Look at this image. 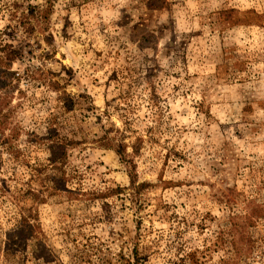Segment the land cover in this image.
Returning <instances> with one entry per match:
<instances>
[{"label":"rangeland","instance_id":"1","mask_svg":"<svg viewBox=\"0 0 264 264\" xmlns=\"http://www.w3.org/2000/svg\"><path fill=\"white\" fill-rule=\"evenodd\" d=\"M6 55L0 264H264V0H0Z\"/></svg>","mask_w":264,"mask_h":264},{"label":"trees","instance_id":"2","mask_svg":"<svg viewBox=\"0 0 264 264\" xmlns=\"http://www.w3.org/2000/svg\"><path fill=\"white\" fill-rule=\"evenodd\" d=\"M8 56H10V55H8ZM7 55H6V57L5 58H1L0 60V63L1 62H5L6 64H8V62H13L14 60H15V57L14 58H11V57H8ZM1 67V66H0ZM2 67H4L5 68V70H3L4 72V75H6V77L8 78V77H11V78H14V75L13 74H11L10 73V68H8V66H2ZM2 88H5L6 89V91H7V89H8V87H7V85H5L4 87H2ZM8 92H6L5 94H1L0 95V103H4L6 100L8 101ZM6 104V103H5ZM2 106H0V108H1ZM6 133H5V130L4 131H0V144H8L7 143V141H8V136L7 135H5ZM107 138V137H106ZM117 142V143H116ZM119 142V140H118V138H116V137H113V138H109V141H108V147L109 148H111V149H113V150H115L116 151V153L120 156V157H122L123 158V156H124V154H125V150H126V145L125 144H123L122 143V141H120L121 143H118ZM59 148H61V147H59ZM132 178V177H131ZM132 184H135V180H133V178H132ZM24 221H26L25 219H23ZM24 221L22 222V223H24ZM28 222V221H27ZM16 237H18L19 236V239L20 240H23L24 238L26 239V235H27V225H21V227H19V229L17 230V232H16ZM8 241H9V243L12 245V244H14L15 245V243H14V241H13V234H11V235H9V237H8Z\"/></svg>","mask_w":264,"mask_h":264}]
</instances>
